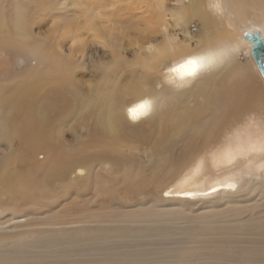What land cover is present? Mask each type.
Returning <instances> with one entry per match:
<instances>
[{
  "label": "rangeland",
  "instance_id": "1",
  "mask_svg": "<svg viewBox=\"0 0 264 264\" xmlns=\"http://www.w3.org/2000/svg\"><path fill=\"white\" fill-rule=\"evenodd\" d=\"M50 1L58 19L54 20L51 12L42 15L32 7L28 29L39 39L47 38L48 30L56 32L55 50L46 49L44 55L42 49H36L37 41L32 37L9 42L11 45L0 44V264H264V178L263 171H255L256 166L264 164V151L237 157L233 165L240 169L237 174L243 184L236 181L238 189L231 195L220 192L181 201L177 195L166 193L199 159L227 139L264 129V93H256L257 89L264 92V78L252 60L251 46L244 35L248 29L264 35V22L254 2L228 0L230 8L220 17L204 7L210 27L200 29L198 18H191L185 26L191 37L206 31L211 48L226 59V63L212 67L210 82L216 86L218 97L210 100L212 95L208 91L200 93L196 86L177 87L162 81L168 61H161L156 69L139 61L145 53L142 38L152 36L155 45L163 46L170 37H176L174 45L193 46L192 40L184 38L182 27H173L168 19L177 0H163L161 8L157 0H77L79 6L76 0ZM15 2L0 0V15L10 35L19 40L11 21ZM68 24L73 33L76 27L79 31L76 46L70 37L60 34ZM102 30L122 42L118 49L109 48L99 34ZM15 44V51L9 49ZM42 62L59 67L56 98L62 99L61 86L73 89L69 95L73 102H66L55 112L50 146L60 156L77 155L84 172L77 176L72 166L65 176L20 188L28 163L23 164L25 167L15 165L14 158L25 146L14 132L24 125L25 112H38L39 94L46 92L44 98L49 96L47 88L40 93L34 90L35 66ZM235 66L248 69L254 78L252 85V79L242 81L237 90L235 85L228 88L218 84L222 79L228 86L234 80L238 82ZM96 82L103 87L98 88ZM114 85L119 100L124 101L121 105L132 92L149 90L156 95L155 101L167 96L180 106H170L166 114L139 128L138 134L132 133L123 119L117 138H107L98 133L101 129L95 103L99 106V93ZM249 91L254 95L241 103L239 96ZM85 99L95 101L93 106L88 101L91 109L83 107L88 104ZM196 104L200 117L184 125L185 117L180 114L184 110L180 109ZM153 112V116L158 113L156 109ZM209 170L212 181L228 176L226 170Z\"/></svg>",
  "mask_w": 264,
  "mask_h": 264
},
{
  "label": "bare ground",
  "instance_id": "2",
  "mask_svg": "<svg viewBox=\"0 0 264 264\" xmlns=\"http://www.w3.org/2000/svg\"><path fill=\"white\" fill-rule=\"evenodd\" d=\"M252 1L254 2L256 8L259 11V16L262 17V20L264 22V0H252ZM17 2L19 3L20 1L17 0ZM49 2H51V1L50 0H35V2H33L31 0H26V3L22 2V4L21 3L16 4V2H15L14 5H16V7L14 6L15 8H14V12H13L11 21H12V23H14L12 25V26H14V31H15L14 33L19 40L14 39L10 35L11 34L9 31L10 28L8 27V24L6 23V20L0 15V44H5V43L9 44V42L11 43V42L21 41V39L29 40L32 37L33 41H35V40L37 41L36 49H42L44 51L43 52L44 55H45L46 49L51 50V51L55 50L56 44L54 43V41L57 38V36L55 34L56 32L48 30L47 38L45 37L44 39H39V37L34 38L32 36L33 33L32 34L30 33L31 28L28 29L29 19H32V18H30L31 17L30 11H31L32 7H37L38 11L42 15L46 14L48 12H51V13L54 11L57 12L55 7H53V4L52 3L50 4ZM156 2H158V3H156L157 6L161 8V6L163 5V0H157ZM74 3H75V5L79 6L78 3H81V2L80 1L78 2L76 0V1H74ZM226 3H229V1L228 0H204V1L203 0H177L176 4H178V5L171 8L172 11L170 12L169 15L167 14L168 19L172 21L171 24H174V25H172L173 27H178V26L182 27L183 32H184V38L188 41L192 40L193 46L190 47L191 45L184 46L183 44L182 45L176 44L177 45V48H176L175 47L176 45H174V43H176V41H177L176 37L175 38L170 37V39L168 41H165V44L163 43L164 44L163 46L162 45L161 46L155 45L154 44L155 39L152 36L146 37L145 39L140 38L141 44H142L144 51H145L143 58H139V61H142V64H143V65L142 64H140V65L145 66L149 69H156L158 67L157 65L159 63L161 64V61L163 63L168 61L169 66L167 64H165L164 65L165 67L163 68V69H166V71L163 74V77L161 78L162 81L164 79L165 83H167V84L171 83L172 85L177 86V87H179V86H185V87L196 86L200 93L204 94L205 92L208 91V93L212 95L209 97L210 100L217 99L218 94H216V92H215L216 86H213L212 83L210 82V79L212 77V67L214 68L216 65H220L219 63H222L223 61L226 63V59L223 60V58H222L223 54L220 52H215L211 48L210 43H208V41H207L208 36H206L207 35L206 31L204 32L205 34L203 33L201 35L199 34L197 36L191 37L189 35V33L186 31L187 28L185 29V26L189 23V20L191 18H198L199 21H201L200 22L201 23L200 29L201 28H203L204 30L208 29V26L210 27V25H209L210 22L208 21L209 15L204 11V7L209 8V10H211L215 16L220 17L226 13L225 12L226 9L230 8L229 5L228 6L226 5ZM24 4L27 5L26 8H24L25 7ZM62 4L63 3H61V6H62ZM64 7H65V10H68L67 5H65ZM76 7L77 6H75V8ZM24 11H27L28 15H25ZM61 11H63V13H64L63 9ZM90 11L92 12V10H90ZM81 13H83V12H81ZM52 14L54 15V13H52ZM64 14H67V13H64ZM56 15L57 14L54 15V20L58 19V18H56ZM88 16H90V14ZM26 17H27V19H26ZM59 17L61 18L62 16H59ZM52 20H53V18H52ZM169 20L165 21L166 26L168 28H169V24H170ZM49 22H52V21H49ZM57 24H58V22H57ZM65 25H66V23H65ZM75 25H77V24H75ZM29 26H30V22H29ZM58 26H59V24H58ZM48 27H49V24H48ZM67 27H68V29L65 27V29H62L63 31L60 30L61 36L62 37H68V39L70 37L74 41L73 43L75 44V46L78 45V42L80 41V34L78 33L79 31L77 32V30H78L77 27L74 30V32L76 31L75 33H73L72 29L69 28L70 25ZM73 28H75V26ZM53 29H54V27H53ZM11 30H13L12 27H11ZM57 31H59V30H57ZM7 32H8V34H7ZM99 32H100L99 34L103 35V37L105 39V43H108V46L110 49H116L118 45H121L122 42L120 43L119 39L117 37H115L112 33H107L103 30L99 31ZM14 33L12 32V34H14ZM248 33H260L261 37L264 38V35L255 29H248L247 31H245L244 35L246 36V34H248ZM134 40H136V39H134ZM205 41H207V43L205 44V46H203ZM25 42H27V41H25ZM11 44H9V45H11ZM9 45H7V46H9ZM249 45L251 46V48H250L251 57H252V60H254L253 55H252L253 44L249 42ZM15 46H16V44L13 46V48H9V49L15 51V49H14ZM173 47H174L175 51L172 50ZM16 48H18V47L16 46ZM80 48H81V45H80ZM185 49H189V52H186ZM235 51L237 52V50H235ZM8 52H10V51H8ZM80 52H82L81 49H80ZM77 53H79V52L77 51ZM180 54H182V55H180ZM140 55L142 56L143 54L141 53ZM174 55H178V57L174 59L173 58ZM8 56L10 57V55H8ZM11 57H12V55H11ZM171 57L173 59L170 62L169 60L171 59ZM39 58L42 59L41 56ZM192 59H204L206 61L205 66L203 68L198 69V71L195 75L185 76V77L181 78L172 71V69L178 68L180 65L185 64L188 60H192ZM10 60L12 61L11 58H10ZM254 63L256 64L255 60H254ZM166 66H168V67H166ZM64 67H67V65ZM10 69H12V67H10ZM35 69H36V71H35L34 75L36 77H35V81H33V82L36 83V88H34V90L36 89L40 93V91L43 90V88H47L46 91L47 92L49 91V96L48 97L46 96V98H44L46 92L39 94V97L41 98V100L39 99L41 106H40L38 112L36 113V115H34L32 113L28 114L25 112L24 115H22L23 119H24V122H23L24 125L22 124L23 126L16 129L14 132V136L17 137V139H19L20 142H22L25 147L23 148V151H21L22 153H20L16 159L14 158L15 153L14 154L12 153L11 156H14L13 157L15 160L14 162L17 163V164H15V163H13V164L22 165L25 167V165H23V164L28 163V164H26V167L28 165L27 169L22 174V180L18 184V187H20V188H28V186H35L36 184L41 183L45 180H53L56 177L65 176L69 172V169L72 166H73L72 170L75 169L77 171L76 172L77 176H79L80 173L84 172V169L82 168L83 163H80L79 161H77V159H78V158H76L77 155L60 156L59 154L56 153L55 149L52 148V146H50L51 141L53 140L52 130H53L54 124H55V112L59 108H62L63 106H65L66 102H67V104H71L73 102L72 101L70 103L71 98L69 96L71 94V92L73 91V89H72V91L69 90V88L66 87L67 85L64 83L65 87L61 86V92L63 95L62 99L56 98L55 88L57 85L56 84L57 81H59L58 80L59 67L57 68V66L53 65L52 63L49 64L48 62H42V63H37V66H35ZM233 70H234L235 79H238V82H237V80H236V82L234 80V82H232L230 84V86H228V83L226 81L222 82V80H223L222 79L220 81L221 83H218L221 87H228L229 88V87H233V85H235L236 86L235 89L237 90L240 88L242 81H248V79H252L251 85L253 84L254 78H253V76L251 78L250 73H249L247 68L243 70V69L239 68L238 66H235V67H233ZM8 72H10V71H8ZM16 72H18V71H16ZM18 76L21 77L22 75H18ZM22 82L23 81L21 80V83ZM101 83H102V85L107 87L105 85V83L103 84V81H101ZM97 84H99V82L98 83L96 82V86H98ZM115 85H114V87H112V89H108V90L106 89V90H104V92L101 90L102 91L101 93H103V94L101 95L99 93V95L101 96V99H100L101 103H100V105L98 104L99 106H97V103H95V101H92L94 98H92V100L89 99V100H91V103L89 102L90 106H93L92 103L94 102L95 106H96V110L99 109V111H97L98 116H97L96 120H97V124L99 125V128L101 129V131L98 133L100 135V133L102 132L104 134V136L107 138H113V139L117 138L119 128L121 127L120 123L123 125V123H122L123 119L127 120L126 122H128V126L130 127V130H132V133L138 134L139 128H141L144 124L151 122L152 119H154L155 117H158L159 115L161 116L162 114H166L169 111L170 106H172L173 108L176 105L180 106L179 103L177 102V100H174V99L171 100L167 96L166 97L162 96L161 100L159 99L156 101V103H155L156 106H154L153 110L149 114L145 115L143 113V114L137 115L135 118H133V115H132L130 110L138 107V105L144 99L149 98V97L154 98V97H156V95L149 90L142 91V92L141 91L140 92L135 91V92H132V95L130 96V98L128 100L126 99L125 103L121 105L122 101L119 100V98H120L119 97V91H117L118 89H117V86H115ZM21 86L23 87V85H21ZM33 86H35V84ZM96 86H95V89H96ZM100 87H103V86L100 85ZM100 87L98 86V88H100ZM22 89L23 88L20 89V87H19V91L21 90V92L22 91L25 92ZM24 89H25V87H24ZM259 92H261V93L259 94ZM95 93H97V91ZM127 93H129V92H127ZM185 93H186V91H185ZM246 93H247L246 96H239L241 103H247L248 100L254 95V92L252 93V91H249ZM256 93L259 95H263L264 92L262 89H259V90L257 89ZM77 94L79 95V93H77ZM22 95L26 97L25 94H22ZM20 96H21V94H20ZM80 96H81V94H80ZM95 97H98V93H97V96H95ZM73 98H74V96H73ZM73 98H72V100H73ZM75 98H74V100H75ZM82 99L80 98L79 101L81 100V102H82ZM95 99H97V98H95ZM68 100H69V103H68ZM89 100H86V102L88 103ZM98 101L99 100H97L96 102H98ZM89 103L88 104L84 103L83 107L85 105V107L88 106L87 109L90 108ZM171 103H172V105H171ZM93 108L95 109V107H93ZM80 109H81V107H80ZM155 109H156V111H158V113L153 116V114H154L153 111ZM96 110H95V112H96ZM180 110H184V111L180 112V114H182L183 117H185L184 118V121H185L184 125L192 123L193 121L198 120V118L200 117V111H199L200 108L198 107V104L194 105L193 108L183 105ZM85 111H88V110H85ZM90 112H93V110H91ZM133 123H138V125L134 126ZM54 130H55V128H54ZM57 135H60V134L58 133ZM262 151H264V129H260L256 132H253V133L245 131L241 135H238L232 139H227L223 144H220V146H218L217 149L210 151L206 157H202L201 159H199L197 161V163L195 165H193V167L187 173H185L176 182V184L173 187L169 188L166 191V193L167 194L173 193L174 195H177L178 199H180L181 201H190L193 198H197L200 196L206 197V196L212 195L214 193H220V192H223L227 195H231V194L235 193L238 189V186H236V184H235L236 181H239L241 184H243V181H242L243 178L237 174L238 172H240V169H237L233 165L234 162L236 161L237 157H241V158L250 157L251 155H256L258 153H261ZM16 154H18V153H16ZM38 154H42V158H38ZM13 158H12V160H13ZM251 158H248V161ZM17 168H18V166H17ZM208 168H210V170H209L210 173H214L215 171H218V170H220V171L226 170V174L228 176H224L221 179L217 178L214 181H212L208 178V177H211L209 175V173L206 171ZM251 171H254V170L251 169ZM255 171H263L262 179L264 178V164L256 166ZM3 181H5V180H3ZM229 185H232V187H229ZM232 188L233 189L235 188V189L232 190Z\"/></svg>",
  "mask_w": 264,
  "mask_h": 264
},
{
  "label": "water",
  "instance_id": "3",
  "mask_svg": "<svg viewBox=\"0 0 264 264\" xmlns=\"http://www.w3.org/2000/svg\"><path fill=\"white\" fill-rule=\"evenodd\" d=\"M245 40L253 44L252 55L256 65L264 78V38L260 33H248Z\"/></svg>",
  "mask_w": 264,
  "mask_h": 264
},
{
  "label": "snow or ice",
  "instance_id": "4",
  "mask_svg": "<svg viewBox=\"0 0 264 264\" xmlns=\"http://www.w3.org/2000/svg\"><path fill=\"white\" fill-rule=\"evenodd\" d=\"M198 68L199 65L196 63L195 60H188L185 64H182L178 68L173 70L177 71L181 77H184L195 75ZM143 109L144 105H138V107L131 109L130 111L133 115V118H135L137 115L143 114ZM229 187H232V185H229Z\"/></svg>",
  "mask_w": 264,
  "mask_h": 264
},
{
  "label": "clouds",
  "instance_id": "5",
  "mask_svg": "<svg viewBox=\"0 0 264 264\" xmlns=\"http://www.w3.org/2000/svg\"><path fill=\"white\" fill-rule=\"evenodd\" d=\"M192 60H195L196 63L199 65V68H198V69L203 68V67L205 66L206 61H205L204 59H192ZM174 69H176V68H174ZM172 71H173L176 75H178L179 77H181V76L178 74L177 71H174L173 69H172ZM197 71H198V70H197ZM197 71H196V73H197ZM196 73H195V74H196ZM184 77H185V76H184ZM181 78H183V77H181ZM155 103H156L155 99L149 97V98L144 99L139 105H144L143 113H144L145 115H147V114H149V113L153 110V108H154V106H155Z\"/></svg>",
  "mask_w": 264,
  "mask_h": 264
}]
</instances>
